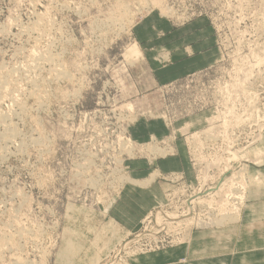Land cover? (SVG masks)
Wrapping results in <instances>:
<instances>
[{
	"label": "rangeland",
	"instance_id": "obj_1",
	"mask_svg": "<svg viewBox=\"0 0 264 264\" xmlns=\"http://www.w3.org/2000/svg\"><path fill=\"white\" fill-rule=\"evenodd\" d=\"M263 138L264 0H0V264H192Z\"/></svg>",
	"mask_w": 264,
	"mask_h": 264
},
{
	"label": "crops",
	"instance_id": "obj_2",
	"mask_svg": "<svg viewBox=\"0 0 264 264\" xmlns=\"http://www.w3.org/2000/svg\"><path fill=\"white\" fill-rule=\"evenodd\" d=\"M178 54L182 56L183 53ZM188 67L191 70L198 66L191 64ZM177 71H180V67ZM255 149L251 151L250 158L256 163L250 164V176L243 178L242 183L246 188V199H242L245 203H242L237 220L233 221L237 222L233 227L234 230L237 229V236L233 237L234 234L228 230L227 234L222 232L223 236L214 239L213 243L209 241L215 238L214 234H208L209 236L202 238V242L198 237L196 244L193 239L192 255H197V260L192 264H264V141L260 151ZM208 232L210 231H202Z\"/></svg>",
	"mask_w": 264,
	"mask_h": 264
},
{
	"label": "bare ground",
	"instance_id": "obj_3",
	"mask_svg": "<svg viewBox=\"0 0 264 264\" xmlns=\"http://www.w3.org/2000/svg\"><path fill=\"white\" fill-rule=\"evenodd\" d=\"M59 79H60V78H59ZM49 83H50V82H49ZM207 137H209V136H207ZM210 138H211V137H210ZM210 138H209V139H210ZM212 139H213V138H212ZM235 153H236V152H235ZM235 153H234V154H235ZM242 170H243V169H242ZM239 171H240V170H239ZM237 173H238V172H237ZM237 173L234 174V180H235V179H238V175H237ZM157 175H158V173L156 172V173L153 174L152 177L154 178V177L157 176ZM126 180H127L128 183H130V184H132V185H138V186H146V185H147V183H146L145 181H137V180H134V179H131V178H127ZM237 189H238V188H237ZM238 191H239V190H238ZM235 192H236V191H235ZM235 192H234V193H235ZM226 195H227V193H226ZM229 196H230V194H229ZM234 198H235V197H234ZM235 199H236V198H235ZM234 205H235V204H234ZM238 205H239V202H238ZM237 207H238V208H237ZM233 208H235V210H236V212H237L238 209H239V206H233ZM191 211H192V210H191ZM167 216H168V215H167ZM155 217H156V216H155ZM220 217H221V216H220ZM223 217H224V219H223L222 217H221L222 219L220 218L221 221L218 222V225H219V224H222V225H223L222 222H226V221H229V220H230L229 222L236 221L237 218H238L236 214L233 215V217L230 216V218H229V217H225V215H224ZM227 218H228V219H227ZM180 219H181V218H180ZM158 221H159V220H158ZM198 224H199V223H198ZM198 224H197V225H198ZM71 248H72V247H71Z\"/></svg>",
	"mask_w": 264,
	"mask_h": 264
}]
</instances>
